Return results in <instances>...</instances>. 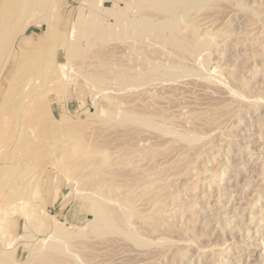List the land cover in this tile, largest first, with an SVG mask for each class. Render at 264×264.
I'll use <instances>...</instances> for the list:
<instances>
[{
	"label": "bare ground",
	"instance_id": "6f19581e",
	"mask_svg": "<svg viewBox=\"0 0 264 264\" xmlns=\"http://www.w3.org/2000/svg\"><path fill=\"white\" fill-rule=\"evenodd\" d=\"M106 1L109 0H80L72 27L61 32L58 22L61 11L55 0H0V55L7 51L10 56L19 49L20 58L27 63L22 79L14 81L21 72L19 66L8 79V89L0 92V100H3L0 104V139L8 137L2 154L4 159L14 160L0 178L4 194L11 197L28 188L31 173L27 166L22 165L17 176L11 178L16 172L14 165L21 163L17 161L18 152L35 163L42 161L48 153L44 150L49 139L51 149L58 152L56 157H51L54 159L51 166L60 168L62 149L56 144L59 138L51 136L56 140L53 143L50 135L63 131L68 121L64 115L55 118L48 106L44 86L52 71L63 69L67 74L49 77L56 93H64L78 78L94 89L102 90L105 96L120 99L116 110L111 107L102 111L104 116L113 117L111 122L119 128L118 136H112L110 140L109 152L91 155V147L83 141L77 146L79 152L73 158L79 172V177H74L78 183L74 195L91 219L84 217L81 224L75 226L39 209L32 202L35 193L24 199L23 205L5 195L13 202V209H7V212L13 215L15 212L24 219L17 241L28 247L30 257L17 262L14 252L0 247V263L161 264L167 259L163 264H185L183 260L189 262L191 252L188 250L192 248L196 257L190 261L197 264L207 262L206 254L210 253L213 262L220 264L219 260L232 251L231 246L223 247L225 241L216 250L211 245L202 246L197 241L199 236L195 232L198 230L189 225L195 214L190 211L202 194L197 191L212 183L206 169L195 167V160L190 158L204 156L215 149L209 158L214 160L220 154V148H216L213 135L218 134V138L227 140L231 146L232 135L228 132L233 124L229 118L237 117L244 107L257 110L264 103V96L250 93L249 82L232 76L231 70L226 68L211 67L215 59L211 55L220 56L227 46L228 49L232 46L235 51H249L247 59L249 56L262 57L264 10L260 12L244 0H122V4L113 0L111 7L105 5ZM257 2L258 7H264V0ZM224 8L231 9L221 17ZM231 15L245 18L241 32L231 28L234 22L231 23ZM31 26L44 27L43 42L39 50L28 55L32 36L28 38L25 34ZM114 42L118 43V46L114 44L118 48H112ZM109 44H112L110 48L120 51L112 53L108 48L103 50L105 57H101L100 50ZM243 52L239 53L243 55ZM59 55L65 60L63 64L59 63ZM3 64L0 63V88L3 86L1 73L8 62L5 66ZM186 79L194 81L202 94H221L226 100L219 105L206 104L196 111L194 107L191 111V106L189 110L186 107V112L180 111L183 107L178 110L176 104L185 100L187 97L183 99V96L191 91L185 87ZM195 89L192 92H198ZM11 92L14 95L7 100ZM96 111L97 105L88 117L96 116ZM206 125L211 126L206 132L197 130V127L202 129ZM154 142H159V150L156 156L146 160ZM237 148L241 150L238 145ZM162 155L168 156L165 161L149 164L153 158ZM130 165L135 172L128 170ZM177 174L184 178L183 187L171 191L172 178ZM6 198L4 200H8ZM257 204L249 206L251 211ZM5 214L6 218H0V229L4 234L7 232V217L12 215ZM40 223L46 224L47 232L38 253H35L34 231ZM260 244L263 247L264 242ZM261 260L264 262V256Z\"/></svg>",
	"mask_w": 264,
	"mask_h": 264
},
{
	"label": "rangeland",
	"instance_id": "374dc122",
	"mask_svg": "<svg viewBox=\"0 0 264 264\" xmlns=\"http://www.w3.org/2000/svg\"><path fill=\"white\" fill-rule=\"evenodd\" d=\"M79 1L80 0H55V2L58 3V10L61 11V16L58 21L59 29L61 32H67L72 27L74 12L80 4ZM113 2V0L106 1L105 5L107 7H111L113 5ZM115 2L119 4L124 3L122 0H115ZM243 2L248 3L254 8L256 7V9H258L260 12L264 10V7H258L257 0H244ZM120 6L122 7L123 5ZM230 9H222V12L220 14L221 17L223 13L227 14ZM235 16L231 15L230 17V19L232 20H230L231 23L234 21V27H232V25L231 28L234 30L238 29L236 30V32H241L244 29L243 19L245 18H240L241 16L237 15ZM262 16L264 18V14ZM241 25L242 27H240ZM30 28L25 34V36H27L28 38L32 36L30 46L29 44L25 45L27 47L29 46V49L27 51L28 55H31L33 52L41 48L43 42L41 36L42 30L44 29V27L36 28L33 26H31ZM262 36H264V31L262 33ZM116 43H112V48H116L118 46V43ZM112 44L106 45V47L103 48L101 47L102 49L100 48V51H102V55L100 54L101 57H105L104 52L107 51L108 48L109 50L112 49L109 47ZM114 44L117 46L115 47ZM229 47H231V49H228V46L224 47L226 49L223 50V56L222 54L220 56H216V54L211 55V57L215 59L218 58L212 61L211 67L215 69L216 67H219L223 70L225 68L226 70H231L230 72L232 76H239V80H245L249 82L250 93L252 92L251 94H261L260 96L263 98L264 58L262 57L264 54L262 55V57L259 56L257 58H253L249 56L250 59H247L248 56L246 55H249V51H245L244 53L243 51H235L234 49H232V46ZM116 50L120 51V49ZM116 50L112 49L110 52L115 53ZM231 50H234V53ZM239 52H243V55ZM97 55L99 56V53ZM116 55H118V53ZM20 56L21 51L19 49H16V52L10 56L7 51L2 52V54L0 55V63H4L3 65L5 66L6 61L8 62V65H6V67L3 69V72L1 73V81L3 86L0 88V92L6 91L8 89V79L19 66H21V72L17 74L14 81L19 82L22 79V72H24V68L27 63L25 59L20 58ZM220 58L221 60H219ZM58 60L60 64H63L65 62V60H63L60 55L58 56ZM220 65H222L224 68L220 67ZM60 73L63 74V76L64 74L67 75L63 69H57L52 71L49 77L57 76ZM49 77L47 78L46 84L44 86V88L47 90L45 96L49 100L48 106L51 109L52 114L55 118L59 119L61 115H64V117L68 121V124H66L65 127L62 129L63 131H58L55 134L50 135V137L53 136V138L55 139H60H56V141L52 137V139L50 138L51 140H53V143L54 141H56V144H59L61 146L62 150L60 155L62 156V162H59L60 168L53 169V167L51 166V162L54 161L53 156L56 157L58 152L51 149L50 145L52 141H50L49 139V141L47 140V142L49 143L47 144L46 142L48 147H45L46 149L44 150L45 153L48 152L44 157L46 159L43 158L44 160L41 159L42 161L36 162L38 164H36L34 160L30 161L28 158H25L22 152H18L16 154L17 161L20 160L21 163H17L14 165V170L16 172L11 178L14 179L17 176L22 165L27 166V170L31 173V175L29 176L30 179L28 180V188L25 190L24 193L19 192L20 194L22 193V196L19 193H15L10 197L6 193L4 194V189L0 187V218H2L5 213H7L5 215L12 214V212H9L11 211V209H13V202L9 200L10 198L12 200L15 198V200L13 201H17L18 204L23 205L24 199L31 198V195L35 193L36 195H34L35 198L32 202L37 204L39 209H44L49 216L57 215L56 218L61 222H65V220H67L70 224L77 226L81 224V221L84 217H87V219H91V217H88L86 211L81 206H79L78 199L74 195V189H77L78 187V183L76 180H74V177H79L77 176L79 172L77 171L75 162L73 161V158H75L74 156H76L79 152L78 149L76 150V148L80 143L85 141L88 142L89 147H91L92 149H90V152H92L90 153L91 155H100L109 152L110 140L113 138L112 136H118L119 128L115 127V124L111 122L114 118L110 116H104L102 111H106L108 110V108L111 107L116 110L120 106V99H117L114 96L107 97L105 96V93L102 90H96L91 85L84 83L81 79L78 78L75 79L76 82L73 81L70 83L69 87L65 90L64 93H56L53 89L54 85H52L50 80H48L50 79ZM67 79L73 80L74 78L68 77ZM186 81L188 83H191L190 85L187 82L185 83V87L188 88L187 90L191 91H187L186 94L188 96H186V94H182V96L184 95L183 99H185L186 97L187 98L185 100L180 101L179 104H176L178 105V110H180L179 108L183 107L180 111L186 112L187 108L190 106L191 109L188 108V110L190 109L192 111L195 108L196 111V109L199 110V108H204L206 104L219 105L226 100L224 95L221 94H218V96L217 94L210 95L211 93H204V95L202 94L203 91L198 88V85L193 83L194 81H192L191 79H186ZM188 86L192 87L193 89H190V87ZM101 88H103V86H101ZM195 88L198 89V92L201 91V94L198 93L196 91L197 89ZM194 89L196 91L195 93L192 92V90L194 91ZM185 92L186 89L183 93ZM189 93L191 95H189ZM13 95L14 92H11L9 97H7V100H11V97ZM187 99L188 102H186ZM1 103H3V100H0V104ZM95 105H97L96 116L88 117L89 112H92V109ZM261 106L257 110L255 109L256 111L248 107L247 109L246 107H244V109H242V111L238 113L239 115L237 117L234 116L232 118H229L230 122H232L233 124V128L230 129V126L227 129H230L228 134L232 135L231 141H229L231 142V146L227 140L223 141L222 138H218V134L213 135V139H215L214 144L217 146L216 148H220V154H217L214 160L209 158L210 154L214 152L215 149L206 153L204 156H192L190 158L191 160H195V167L197 166L201 169H206L208 179H210L212 183L210 184L211 186L207 188H202L201 190L197 191V193L201 191L202 194H200L199 196L200 199H197L195 205L196 208L194 206L192 208L194 210L191 209L190 211L191 213L194 212L195 216H192L189 225L191 228H195L194 230H198L200 234L202 233L204 235V237L202 234L200 236L197 231L195 232L192 229L195 233H197V236L200 237H197V241H200V245H211L214 246V250H216L217 248H220V244L225 241L223 243V247L231 246V250L233 252L231 251L230 253H228L227 256L220 259L218 262L220 264H264V262L261 260L264 256V244L263 247L260 244L264 242V103ZM258 118L260 119V122H258ZM210 127V125H206L202 129L200 127H197V130H202L206 132L208 129H210ZM6 139H8V137L0 139V165L2 166L0 167V178L4 174L5 170L14 161L13 159L8 161L3 158L2 149L5 145ZM234 140H236L237 144ZM58 141L61 143H59ZM118 143L121 144V142L119 141ZM152 144V150L145 157L146 160L152 158L154 155L156 156L157 150H159V142H154ZM232 144L235 145L236 148ZM237 145L239 146V148L241 147V150L237 148ZM222 148H225L226 150L224 149V151ZM259 149H261V151ZM240 151L244 153H241ZM47 156H49L48 159ZM167 157L168 156L166 155L155 157L153 158V160L151 159L152 161L149 164L155 165L160 160L165 161ZM128 170L135 172L134 167L132 165H130ZM169 172L174 173V170H170ZM220 173H223V176H220ZM183 183L184 178L180 174L174 175L170 186L171 191L180 190V188L183 187ZM231 185L234 187H232ZM2 193L3 195H1ZM5 195L9 197V199L6 198ZM201 195L203 197H201ZM204 195L206 196L204 197ZM3 196L8 200H4V198H2ZM17 198L20 200H18ZM253 202H255L256 204L258 202V204L253 209L255 213L254 211H251L250 208L252 204H255ZM175 204L176 203L174 202L173 205ZM7 209L9 210L8 212ZM174 210L175 209H173V211ZM197 211L199 212V214H197ZM7 219L8 223H6V234H4L0 229V247L2 250H10L14 252V260H16L17 262H24L30 257L28 253V247L23 246L22 242L17 241V234L22 232L21 229L24 224V219L19 214H15V212L14 215L12 214L11 216H8ZM43 224L44 223H40V225L34 231V236H36V239H34L35 253H38L39 248L41 247L44 241V235L47 232L46 224ZM259 236H261V238H259ZM230 237L233 238L230 240ZM248 237H251L249 238L250 240L248 239ZM214 243L218 244H215L217 245L216 248ZM249 245L252 246L249 247ZM253 245L256 247H253ZM204 246L208 247L206 245ZM235 246H237L238 249H236ZM188 251L191 252V255H189L190 253L188 254L189 262L187 261V259L183 260L185 264L193 262L196 257V253L195 256H193L195 252L194 249L191 248ZM259 255L260 258L258 257ZM206 256H208L207 259H209H206L207 262L209 264H213L214 262L213 258L211 259V254L207 253ZM190 259L193 261H190ZM163 260L161 261V264L167 262L165 261L167 259H165L164 261ZM207 262L201 261L198 264H208ZM193 263L195 264L196 262Z\"/></svg>",
	"mask_w": 264,
	"mask_h": 264
}]
</instances>
